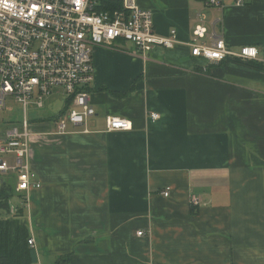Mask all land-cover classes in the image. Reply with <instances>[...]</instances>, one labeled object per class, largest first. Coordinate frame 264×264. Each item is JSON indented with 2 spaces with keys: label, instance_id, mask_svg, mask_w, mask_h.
<instances>
[{
  "label": "crops",
  "instance_id": "crops-1",
  "mask_svg": "<svg viewBox=\"0 0 264 264\" xmlns=\"http://www.w3.org/2000/svg\"><path fill=\"white\" fill-rule=\"evenodd\" d=\"M221 1L136 0L178 44L146 55L125 40L96 46L88 131L58 133L66 97L28 116L41 186L15 206H26L36 263L264 264V0ZM198 24L200 41L253 45L259 59L192 56ZM109 116L132 129L107 131Z\"/></svg>",
  "mask_w": 264,
  "mask_h": 264
},
{
  "label": "built area",
  "instance_id": "built-area-1",
  "mask_svg": "<svg viewBox=\"0 0 264 264\" xmlns=\"http://www.w3.org/2000/svg\"><path fill=\"white\" fill-rule=\"evenodd\" d=\"M121 2L119 8L104 10L102 0H0V174L16 178L17 192L26 195L41 186L32 163L28 105L42 107L45 96L63 91L67 106L53 117L58 133L67 132L70 124L88 131V120L96 111L89 91L95 77L92 57L96 46H116L125 40L146 55L154 47L178 44L176 30L163 36L157 33L151 9L140 8L136 0ZM234 2L243 6L248 0ZM206 3L223 7L221 0ZM206 32L201 24L194 27V36L187 42L192 56L215 62L259 59V50L253 45L235 50L223 36L211 44L200 41ZM8 96L24 109L21 127L3 117ZM150 116L160 117L156 112ZM131 129L127 118L109 116L107 120L109 132ZM163 194L168 196L169 191ZM191 201L199 202L195 196ZM143 234L145 231L138 232ZM28 243L36 247L34 237Z\"/></svg>",
  "mask_w": 264,
  "mask_h": 264
},
{
  "label": "trees",
  "instance_id": "trees-1",
  "mask_svg": "<svg viewBox=\"0 0 264 264\" xmlns=\"http://www.w3.org/2000/svg\"><path fill=\"white\" fill-rule=\"evenodd\" d=\"M198 1L206 2L208 0ZM102 3V8L104 10L119 8L122 4L121 0H102ZM236 59L242 60L240 58ZM260 65L263 66L262 63ZM65 105L67 106V102ZM14 188H16V178L11 176L8 180L0 174V201L6 200V202L10 204L13 195H18L22 199L25 198V195L21 192L15 193ZM16 207L22 209L25 214L26 206L20 204ZM0 209H2V207H0ZM194 212L193 210V213ZM24 216L23 221H21L16 214L12 215L11 219L0 217V264H38L36 263L35 250L30 247L28 243L30 235ZM70 257L71 255L59 257L57 263L66 264L69 262Z\"/></svg>",
  "mask_w": 264,
  "mask_h": 264
},
{
  "label": "rangeland",
  "instance_id": "rangeland-1",
  "mask_svg": "<svg viewBox=\"0 0 264 264\" xmlns=\"http://www.w3.org/2000/svg\"><path fill=\"white\" fill-rule=\"evenodd\" d=\"M0 81H1V78H0ZM65 97H66V94H64L63 91H60L57 94H52L51 96H45L44 97L45 107L41 108L38 106L35 107L31 105L30 107H28V116L33 118L34 116L44 114V112L47 110L51 111V109L53 110L55 109L57 111L61 109L63 106H65L64 105ZM23 116H24V109L22 108V106L14 102L13 96H8L7 106H6L5 111L3 112L4 119L8 120L7 118L13 117V120L16 121V123L14 122L12 123L20 126L21 123L23 122ZM3 176L9 180L12 174L9 173ZM14 191L15 193L17 192L16 188H14ZM20 202H21V198L18 195L12 196V199L10 200V204L7 203L6 200H1L0 207H2V209H0V217L11 219L12 215L16 214V216L18 215L20 220L23 221L24 211L20 209L19 207L17 208L15 206L19 204ZM12 206L15 208L13 212H12Z\"/></svg>",
  "mask_w": 264,
  "mask_h": 264
},
{
  "label": "water",
  "instance_id": "water-1",
  "mask_svg": "<svg viewBox=\"0 0 264 264\" xmlns=\"http://www.w3.org/2000/svg\"><path fill=\"white\" fill-rule=\"evenodd\" d=\"M14 209H15V208L12 206V211H14Z\"/></svg>",
  "mask_w": 264,
  "mask_h": 264
}]
</instances>
